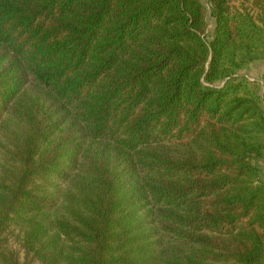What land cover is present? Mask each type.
<instances>
[{"label": "trees", "instance_id": "trees-1", "mask_svg": "<svg viewBox=\"0 0 264 264\" xmlns=\"http://www.w3.org/2000/svg\"><path fill=\"white\" fill-rule=\"evenodd\" d=\"M0 0V264H264V0Z\"/></svg>", "mask_w": 264, "mask_h": 264}, {"label": "rangeland", "instance_id": "rangeland-1", "mask_svg": "<svg viewBox=\"0 0 264 264\" xmlns=\"http://www.w3.org/2000/svg\"><path fill=\"white\" fill-rule=\"evenodd\" d=\"M201 1L206 5V1L205 0H201ZM258 71L259 70H257L256 68L251 69L250 70L251 74L247 73V77H249V80H251V81L253 80V78H257V80L259 81L260 86H261V88L263 90V93H264V79H260V76L257 75Z\"/></svg>", "mask_w": 264, "mask_h": 264}, {"label": "crops", "instance_id": "crops-1", "mask_svg": "<svg viewBox=\"0 0 264 264\" xmlns=\"http://www.w3.org/2000/svg\"><path fill=\"white\" fill-rule=\"evenodd\" d=\"M258 169L261 179L264 180V154L262 158L258 159Z\"/></svg>", "mask_w": 264, "mask_h": 264}]
</instances>
